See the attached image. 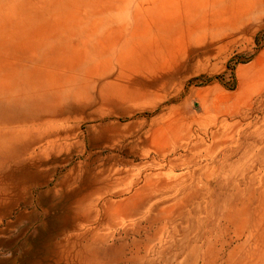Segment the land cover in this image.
Instances as JSON below:
<instances>
[{
	"label": "rangeland",
	"instance_id": "374dc122",
	"mask_svg": "<svg viewBox=\"0 0 264 264\" xmlns=\"http://www.w3.org/2000/svg\"><path fill=\"white\" fill-rule=\"evenodd\" d=\"M0 264H264V0H0Z\"/></svg>",
	"mask_w": 264,
	"mask_h": 264
}]
</instances>
